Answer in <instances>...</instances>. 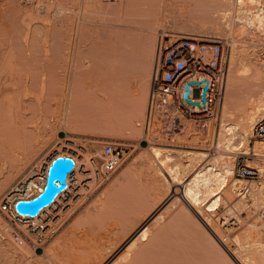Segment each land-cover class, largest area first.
<instances>
[{
  "label": "bare ground",
  "instance_id": "1",
  "mask_svg": "<svg viewBox=\"0 0 264 264\" xmlns=\"http://www.w3.org/2000/svg\"><path fill=\"white\" fill-rule=\"evenodd\" d=\"M12 1L17 4V0ZM115 1L90 0L93 6L100 8L102 18L106 15H115L114 17L118 18L128 16L129 13H119L122 0ZM133 1L128 8H131V5L135 8L141 5L146 7L144 0ZM259 2L260 0H158V16L153 28L148 27L149 22L148 25L147 21L141 22L143 19L133 23L118 22L120 18H117L116 22L101 20L94 22L100 25L96 27H81L80 22L73 30L75 37L67 38L68 42L61 45L56 43L58 39L54 37V31L50 32L51 37L48 39L49 31L45 21L37 22L40 26L38 31L44 36L43 41L50 43V50L40 46L38 52H33L32 56L24 51L30 38L27 26L29 21L23 20L20 24L15 21L8 22L13 26L10 33L17 36L16 40L21 46L19 47L24 49V52L16 54L17 56L11 52L9 46H2L1 41L7 30L2 27L6 23L0 22V192L4 189L8 191L5 198L11 201L14 208L17 200L31 199L43 189L48 167L55 157L69 156L75 164L71 171L72 188L68 195H56L54 205L46 209L40 208L38 213L44 210L40 221L33 219L30 223H22L20 227L32 237L36 228L41 227L48 233L52 224H57L63 215L71 211L73 204L91 190L95 183L89 171V158L92 154L80 140H67L64 144L65 151H58L45 160L42 167L40 156L49 141L48 138L54 136L57 130L88 135L141 133L138 125L144 117L149 88V71L146 69L150 70L152 57L149 66L145 61L140 62L139 58L136 61L135 57H132L134 54H131L135 47L136 51L148 50V54H151L158 27H166L173 32L187 26L191 31L212 33L217 37L225 34L235 38V22L251 25L253 29L263 27L264 5ZM48 5L47 0L42 1L41 5L37 4L36 7L41 9L37 15L41 12L47 14ZM70 9L77 10V15L81 16L80 7L58 6L57 12ZM19 10L22 15L30 16L31 12L29 13L27 8L22 7ZM138 12L133 11L130 14L140 18L148 15L147 11L146 15H140L143 10ZM163 18L166 19L165 26L161 21ZM240 28V33H247L251 39L245 47L243 40L235 38L234 42H237L232 44L230 50L224 100L222 101L223 78L221 96L217 103L220 105L222 101L219 129L214 141L219 153L208 155L206 152L193 150L179 152L163 146L142 147L146 152L134 156L81 214L76 216V224L82 223L84 230L72 237L70 235L75 231L70 232L69 241L66 235L63 236L65 232L68 233L66 230H63L64 234L61 232L63 235L60 233L63 237L59 234L57 239L60 240L54 239L56 245H63L61 258L58 257L60 252L56 257L60 258L59 262L57 261L59 264L66 260L70 261V264H178L181 258L180 264H264V250H259L260 247L264 249V244L257 241V246L254 245L257 248L255 251L251 244L249 245L253 250L244 249L243 252L237 249L232 251L230 248V254L223 247L226 245V239L220 236L218 228L207 215H215L225 208L221 216L227 219V216L234 213L233 209L242 210L251 204L258 205L256 196L260 197L261 194L264 200V180L249 184L248 196L238 197L236 189L243 182L234 177L231 162V157L240 151L242 154L250 153L254 158L264 159V142L255 141L252 151L249 152V136L253 122L258 117H264V55L261 51L264 42L251 34L248 28ZM131 41L136 44L134 49L129 45ZM120 43L124 45L121 46ZM249 47L252 50L247 52ZM123 51L127 54L122 53ZM240 57L246 59L250 72L245 85L241 84L235 69ZM256 88L260 90L256 91ZM253 97L258 102L252 100L256 105L251 103L254 106L247 108L246 103H250L248 100ZM232 108L239 109V113L233 115L234 118L230 117ZM49 117H54V124L48 122ZM183 121L186 119H181L180 131L177 133L184 131V140L195 143L200 134L198 131L196 133L194 126ZM203 124L202 121L196 125ZM205 125L210 137L212 123ZM157 127L158 122L154 120L151 128H155L160 134ZM40 168L43 173H38ZM21 170H29L27 181L16 182ZM263 170L259 169L260 173ZM35 176L39 179H34ZM171 184L179 186V195L170 197ZM14 195L19 197L9 199ZM166 195L169 196L165 198ZM250 200L252 202H249ZM150 218L152 219L148 223ZM180 219L186 220L195 232L193 235L191 229L183 227L186 228L185 232L190 231L192 234L189 239L192 245H189L191 242L185 241L186 239L181 242H188L187 245L191 247L192 253L189 252L192 258L189 252L187 254L192 261L186 258L185 251L189 249L188 246L177 244L181 239H174L177 242L164 237V233L170 231L169 228ZM203 221L211 226V231ZM18 223L20 222H16ZM4 230V222L0 218V264H13L16 259L26 261L24 256L28 248L20 245L23 242L14 244L12 240L4 241ZM71 230L72 227L69 231ZM172 232L175 235V231ZM172 240L176 243H172ZM240 246L243 249L241 244ZM55 249L57 248L53 251ZM248 253L252 255L249 256ZM34 255L42 256L35 253ZM63 256L65 258H62ZM28 262L30 260L25 264Z\"/></svg>",
  "mask_w": 264,
  "mask_h": 264
},
{
  "label": "rangeland",
  "instance_id": "2",
  "mask_svg": "<svg viewBox=\"0 0 264 264\" xmlns=\"http://www.w3.org/2000/svg\"><path fill=\"white\" fill-rule=\"evenodd\" d=\"M42 1H44V0H17V4H15L12 0H0V22H5L6 23L2 27L7 30V34L2 38V41H1L2 44H3L2 46L3 47L9 46L11 52L15 56H17L16 54L23 53L24 51H25V53L30 54V56H32V55H34L33 52L34 53L38 52L40 46H44V47L47 48V50H50L49 49L50 43L48 41L47 42L43 41L42 38L44 36H42L40 34V32L38 31L40 26L37 25V22H44L45 21V23H47L45 26L47 27V29L49 31V33L47 34L48 39L51 37V33L50 32L54 31L55 32L54 37L58 39L56 43H58V45H61V44L65 43V42H68L67 38L75 37L76 33L73 30L76 29L77 24L78 23L80 24V22H81V24H80L81 27H82V25H83V27L84 26L96 27V26H100V25L98 23H94V22L101 21V20L107 21V22H116V20H118L120 18V20L118 22H123V23H131L132 22L133 23V22L141 21L143 19L141 22L145 21V23H146V21H147V23H146L147 25L150 23L149 24L150 26H148V27L153 28L156 25L157 16H158V8H157L158 0H144V1H146V7H144L145 5L138 6L139 8L136 7V8H138V10L132 5L130 6L131 8L127 7L128 5L131 4V2H132V4L134 3L133 0L132 1L131 0H127V3H126V0H122L121 1V3H120L121 5H120V7L118 9L120 15L125 13V12H126V14L129 13V15H131L130 13H133V11L134 12H138L139 11L138 13H140V11L143 10V12H141L140 15L142 13L144 15L146 11H147L146 13L148 14V15L145 14L146 15V17L144 16L145 20H144V17L140 18L139 16H132V15H131L132 17L129 16V15L126 16V17L122 16V18L121 17L118 18V16L114 17L115 15H110V16H108V15L105 16L104 15L105 17L102 18L103 15H101V13H100L101 12L100 8L93 6L92 3L90 2V0H47V2L49 3V5L47 7V14H43L41 12V14L37 15V12H40L41 9H39V7L37 8L36 5L37 4L41 5ZM139 1H141V0H139ZM125 3L127 5H125ZM259 4L260 5H264V0H260ZM58 6H62V7H65V8L80 7L81 16L77 15V10H75V9L64 10L63 12H57V7ZM22 7L27 8L28 12L29 11L31 12V13L29 12L30 16L28 14L26 16L22 15L23 14L22 11L19 10V8H22ZM133 7L136 10H134ZM140 8H143V9L140 10ZM144 8H146L145 12H144ZM105 11L107 12V10H105ZM32 12H33V16H31ZM23 20H27L30 23L29 25H27V26H29V34H28V36L30 37L29 38V43H27V45H28V46H26L27 48H25V50L23 49L24 51L22 50V48H20L21 47L20 46V42H18L16 40L17 36L13 35L12 33H10V29H12L13 26L8 24V22H11V21H15V22L20 24ZM165 20H166L165 18H163L161 20L164 26H165ZM262 22H264V20H262ZM152 24H153V26H152ZM22 26H24V24H22ZM240 26H244V28H248L252 32L251 34L256 35L260 39V41L264 42V25H263V27L261 26V27H258L257 29H253V26H251V25L249 26V25H246V24H243V23L235 22L234 27L236 29V34H237V35H235V38L236 39L239 38L240 41L243 40L242 44L245 47L249 45L248 41L251 38L249 37L250 35L248 36L247 33L246 34L245 33H242V34L240 33V30H239ZM188 28L189 27L184 26L183 28H180V30L179 29L178 30L175 29V31L172 32L171 30H169L166 27H164V28L163 27H158V29H157V31L155 33V37H154V46H153V49H152L153 50L152 51L153 54L151 53L153 56L151 54H148L149 53L148 50L146 52H141L139 49H137V51H136V47L134 49L135 42L131 41L130 42L131 44L129 43V45L133 46L132 49H134L133 50L134 52L132 51V53H131V54H134V56L132 55V57L133 58L135 57L134 59H136V61H137L138 58H139L138 60L140 62H141V60H142V62L145 61V64H148V66L151 63V59L150 58L152 57V65L150 67V70L146 69V70L149 71L148 72V76H149V88H150V80H151V74H152V70H153V66H154V57H155V51H156V44H157V42H158V40L160 38V35H163L164 33H167L168 36L175 37V36H178V35H181V34L182 35L183 34H188V35H200V36H206V37H212V38H222V39L225 40V45H226L225 46V50H226V56H227V58H226V67H225V76H224L223 97H222V101H223L224 100L223 99L224 98V91H225V86H226V80L225 79H226V76L228 75L227 71H228V65H229V59H230V50L232 48V44L236 43L237 41L234 42V39H235V38H233L234 36H228L227 37L224 34V35H221V36L217 37V36L212 35V33L210 34V33L198 32V31H191V30H188ZM177 31H179V32H177ZM97 36H98V34H97ZM244 40H245V42H244ZM119 45L122 46L124 44L120 43ZM37 47H38V49H37ZM250 50H252V48L249 47V49H247L246 51L248 52ZM261 51H262V54L264 55V46L261 47ZM130 52H131V50L128 52V54ZM122 53L127 54V52H124V51ZM139 53L141 54V56H140ZM145 53H147V54H145ZM237 60L238 61H237V64L235 65V69H236V72L239 74L240 80L242 81L241 84L245 85V82L247 81L246 78L249 76V73H250L249 70H248V65H247V62H246L245 58L240 57ZM15 61L19 62V60H15ZM24 66H25V64H24ZM147 68H149V67H147ZM149 88H148V91H149ZM257 89L258 88H256L255 90L256 91L260 90V89H258V90ZM147 95H148V93H147ZM255 99L253 97V99L251 98L250 100H248L250 103H246L245 106L247 108H250L251 106L256 105V103L258 101H256ZM252 100L256 101V103L254 104ZM146 101H147V96H146ZM146 101H145V108H146ZM222 101H221L220 105L219 104L217 105V114L215 116L208 117L205 120H203V122H204L203 126L205 124H207L208 122L212 123V134H211L210 137H208L209 133H207L208 131L206 129L207 128L206 125L204 127L203 126H197L196 122L194 121V119H189V118L186 119V121H183L184 123L187 122L188 124H191L190 126H194L193 128H194V130H196V133L198 131V134H200L199 140H197L195 143L192 142V141H187V140L185 141L184 140V138L182 137V135L184 136L186 134V133L184 134V131L180 132V133L175 132V133H172L171 135H165V134H163L161 132L159 134V132H157L155 130V128L154 129L151 128L149 130H146L145 110H144V117L140 121L141 123H139V125H138V127H140V129H141V133L140 134H137V133L134 132V133H131L130 135H129V133L128 134L127 133H123V134H120V135H110V134L109 135H99V134H92V135L89 134L88 135V133L87 134L77 133V132L66 133L64 131L57 130L54 136L51 135L48 138L49 141H47V144L45 145V147L43 149V153L40 156V160L42 159V161H41L42 167H44L43 162L45 160H48L50 157H52L58 151H61V150L65 151L66 148L64 147V144H65V142H67V140H75V141L80 140V141L84 142L87 145L90 153L92 154L91 156H98L99 155L102 143H103V141H106V140H113V141H117V142L123 143L124 146H126L128 148V153L125 155V159H124L123 163L121 164V166L119 167V169L115 173H113L109 177V179H107L106 181H104L101 184L94 183L92 188H91V190L86 192L85 195H83L81 197V199L77 203L73 204V207H72L71 211H69L68 213L63 215L61 217L62 220L60 218L61 221L59 220L58 221L59 223L56 222L57 224H55V223L52 224L53 226L50 227L49 232L46 234V239L43 242V244L41 245V247H38L35 250L34 249L35 244H33L32 241H30L29 239H25L23 241V244H20V245H25L28 248V252L24 256L26 261L25 260H21V259H16L12 263L13 264H25V262H27V260L28 261L30 260V262H28V264L29 263H33V264H55V262H57V261L59 262V260L61 258L60 257V254H61L60 251H62L61 248H62L63 245H62V243H61V245H60V243H58V245H56L57 244L56 241L60 240V239H57V238L62 236L64 234L65 230L68 231V233L65 232V234L63 236L66 235L67 238H69L68 234H70V232H72V231H75L76 234H75V232H73L74 234L70 235V237L75 236V235L77 236L78 234H80L84 230L85 226H83L82 223H79V224L77 223L76 224V222H75V221H77V217L76 216H79L81 214L83 209L90 202H92L97 197V195H99L98 193H100V191L103 188H105L111 182V180L114 179L123 170V168L128 164V162L134 156H137L138 154L141 155L143 152H146L145 149H143L142 147L147 148L148 146H163V147H168V148H171V149H174V150L176 149L178 151L179 150H193V151H198V152H206L208 155H217L219 153V151L215 147V144H214L215 142L214 141H215V135H216V133L218 132V129H219V120H220ZM251 103L254 104V105H252ZM231 110L232 111H230V117L234 118L233 115L236 116V114L239 113V111H238L239 109L238 108H234V109L232 108ZM231 113H232V115H231ZM54 121H55L54 117H49L48 118V122L50 124H54ZM182 138H183V140H182ZM190 138H191V136H189V139ZM249 139H250V142H249V144H250L249 145V149L250 150H249V152L252 151V146H253L255 141L264 142V141H260L258 139L250 138V136H249ZM241 152L242 151L237 152L236 154H234V156H232L233 158L231 157L232 165H233L234 159L237 156L244 155V156L249 158L250 165L255 166L257 168L260 167L259 169H261V170L264 169V159H259V158L257 159V158H254L250 153L249 154H242ZM263 171L260 173V176L258 177V179L253 180V182L250 181V184H253L254 182H255L254 184H257L259 181L264 180V174H262ZM38 173H43V170L40 168V172H38ZM28 175H29V170H21V172L17 176L16 182L25 181L27 179ZM233 175H234V173H233ZM234 177L238 178L235 175H234ZM34 179L37 180V179H39V177L35 176ZM238 179H240V178H238ZM171 185L172 186L170 187L171 188L170 193L172 195H170V197H172L173 195H176V194L179 195L180 194L179 193V190H180L179 186L175 185V184H171ZM263 191H264V189H263ZM7 192L8 191L6 189H4V190H2L0 192V201H1V199L3 197L5 198ZM263 195H264V193H262V196ZM168 196L169 195H166L165 198H167ZM17 197H19V196L18 195L10 196L9 199H13L14 200ZM238 197H241V196H238ZM260 197H261V194H260ZM260 197L256 196L258 205L254 204L253 205L254 207H253L252 204H251L250 206H247V207H245L242 210L233 209L232 213L234 212L233 213L234 216H233V214L229 215V216H227V219H225L224 216H221V215H223L222 212L225 210V208H224V210L221 208V210H223V211H218L217 214H215V215H213V214L210 215L209 213L207 214L210 217V219L213 221L212 224L214 223V226H216V228H218L217 232L221 234L220 236H223V239L224 238L226 239V241L224 243L226 245H223V244L222 245L226 249V251H228L230 254H231L230 250H232V251L233 250H235V251L240 250L242 252H243L244 249H246L247 251L248 250H253L252 248L253 247L255 248L257 246L256 245L257 241L261 242V244H264V200L262 199L263 197H261V198ZM249 202H252V200H250ZM160 209L157 210L155 214H157L160 211ZM0 218L4 222V227H5V230H4L3 234H2V239L4 241H5V239L9 240V241L12 240V242L14 244L15 243L17 244V242H15V240L13 239V237L11 235L12 231H14V230L18 231L22 235L25 234L26 236H28V238L33 240V237L31 236V234L26 233L20 227V226H22L23 224H26V223H23V224L22 223H18V224H16L13 220L9 219L7 216H5L1 212H0ZM152 218H150L148 220V223H150ZM73 219H74V221H73ZM223 220H225V221L227 220V221L225 222ZM179 221H182V223L181 222L179 223ZM203 222L205 223V225L207 227L208 226L206 224L207 222H205V221H203ZM71 224L73 226H70ZM175 225H173V226H171L169 228L170 231L169 230L166 231L168 234L170 232L169 235L166 234V232L164 233L165 234L164 237L167 236L166 239L169 237V238H172L173 240L176 239V238H177V240L181 239L180 242L177 243V244H183V245L188 246L187 245L188 242H191V243H189V245H192L193 243L189 239L191 238L192 234L194 235V233H195L194 229L192 227L190 228L189 224L186 223V220H184V219L178 220L177 222H175ZM68 226H70V227L68 228ZM66 227H67V229H66ZM71 227H72V230L69 231ZM183 227H186L187 229H191L190 231H191L192 234L190 233V231L185 232L186 228L184 229ZM208 227H209L208 229L211 231V226H208ZM76 229H77V231H76ZM171 229H174L172 231H175L176 237L173 234V232L171 231ZM9 231H10V233H8ZM7 233L10 234V235H8ZM176 233H178L179 235H177ZM186 233H188V234H186ZM59 234H60V236H59ZM172 235H174V237H172ZM183 236H185V237H183ZM246 236H248L247 239H246ZM23 237L25 238V236H23ZM237 238H238V240H237ZM54 239L56 241H54ZM244 239H246L247 242ZM69 240H70V238L68 239V241ZM173 240H172V243H176L174 241H177V240H174V241ZM183 240L188 241V242H186V244L185 243H181ZM185 241H183V242H185ZM54 242H56V244ZM240 244L243 246V249L240 246ZM249 244H251V246H253V247H251ZM246 245H247V248H245ZM254 245H256V246H254ZM248 246L250 247V249H248ZM55 247L57 249H55L54 251H57V253L53 251V249ZM227 247H229V248H227ZM58 248L60 249L59 251H58ZM188 248L189 249L187 251H185L186 258L188 257V259L191 260L192 254H190V252L192 253V249L189 246H188ZM228 249H230V250H228ZM246 250H245V252H246ZM255 250H257V248H255L254 251ZM259 250H260V252H263L262 250H264V249H263V247H260ZM187 252H189V254L191 255V258H190V255L188 256ZM34 253L35 254H40L42 256H40V257L35 256ZM58 253H59V255H58ZM57 255L60 258H56ZM248 255L251 256L252 254L248 253ZM62 258H65V257L63 256ZM195 258H196V256H195ZM181 260H182V258H181ZM66 261L63 262V259L61 260V262H63L64 264H67V263L70 264V261L69 262H66ZM180 261H178V264H180ZM58 262L56 264H59ZM63 263H61V264H63ZM192 263L193 262H191V264Z\"/></svg>",
  "mask_w": 264,
  "mask_h": 264
},
{
  "label": "built area",
  "instance_id": "3",
  "mask_svg": "<svg viewBox=\"0 0 264 264\" xmlns=\"http://www.w3.org/2000/svg\"><path fill=\"white\" fill-rule=\"evenodd\" d=\"M225 46V40L222 38L188 34L175 37H170L167 33L160 35L146 101V130L150 129L152 122L156 120L158 131L171 135L180 131V121L183 118L194 119L199 125L204 119L217 114V103L221 96L226 67ZM250 138L264 141V117H258L253 122ZM127 153L128 148L123 143L103 141L99 155L89 158V171L94 182L101 184L109 179L119 169ZM73 168L67 172L65 185L56 195H68L72 188ZM233 173L243 181L236 189L237 193L239 196H248L250 181L258 179L259 169L250 165L248 157L239 155L233 161ZM55 203L54 197L43 209ZM43 211L34 215L20 213L15 209V204L13 208L10 200L2 198L0 201V212L15 223H30L33 219L40 221ZM46 234L43 228H36L33 230L32 240L18 231L12 232L15 242L21 243L29 239L35 244V250L41 247Z\"/></svg>",
  "mask_w": 264,
  "mask_h": 264
},
{
  "label": "water",
  "instance_id": "4",
  "mask_svg": "<svg viewBox=\"0 0 264 264\" xmlns=\"http://www.w3.org/2000/svg\"><path fill=\"white\" fill-rule=\"evenodd\" d=\"M205 89L206 86H204V91ZM202 101H204V92ZM73 165L74 160L71 157H55L48 167L46 183L43 190L31 199L17 200L15 202V209L20 213L36 214L40 208L50 203L55 195L64 187L66 174ZM56 181L58 184H56Z\"/></svg>",
  "mask_w": 264,
  "mask_h": 264
}]
</instances>
